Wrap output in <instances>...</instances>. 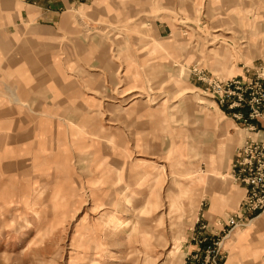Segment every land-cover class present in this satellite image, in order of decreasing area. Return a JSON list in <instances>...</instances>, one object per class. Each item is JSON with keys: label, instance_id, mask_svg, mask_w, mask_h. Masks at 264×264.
<instances>
[{"label": "rangeland", "instance_id": "1", "mask_svg": "<svg viewBox=\"0 0 264 264\" xmlns=\"http://www.w3.org/2000/svg\"><path fill=\"white\" fill-rule=\"evenodd\" d=\"M185 1L78 14V57L41 82L40 110L0 111V264H264V210L227 222L241 209L231 161L245 131L209 85L264 70L262 17ZM248 124L264 135V121Z\"/></svg>", "mask_w": 264, "mask_h": 264}, {"label": "crops", "instance_id": "2", "mask_svg": "<svg viewBox=\"0 0 264 264\" xmlns=\"http://www.w3.org/2000/svg\"><path fill=\"white\" fill-rule=\"evenodd\" d=\"M152 0H0V96H12L0 98V111L8 107L13 101L12 107L17 111L35 113L39 109L35 105L34 96L47 94V88L41 87L48 76H55L56 62H75L71 57H78V53L72 50V38L79 35L76 17L82 13L87 17L100 18L101 15L139 13L149 14ZM185 0H159L162 9L182 6ZM201 0H187L186 5L196 6ZM209 12H221L220 14L241 15L246 20L249 16H261L260 24L263 26L264 0H205ZM205 3V6H206ZM179 9V8H178ZM168 14L160 11L158 14ZM151 14V13H150ZM162 32H160L161 34ZM80 61V59H79ZM82 61V60H81ZM233 77L247 78L243 72ZM250 77V76H249ZM48 85H53V83ZM36 100V98H35ZM244 111V110H242ZM245 112V111H244ZM243 112V113H244ZM232 117V112L228 111ZM6 115L0 113V122L5 121ZM40 117L32 126L39 124ZM22 125V122H20ZM19 124V125H20ZM252 124H256L253 122ZM12 124H10L11 126ZM15 126H19L17 123ZM244 141L259 135L251 132L244 124ZM1 126V123H0ZM0 127V159L6 149L5 142L10 136L7 134L10 127ZM264 139V135H260ZM258 137V138H259ZM12 139V138H11ZM4 144V145H3ZM39 146V138L34 142ZM36 150L38 154L39 149ZM238 148H236V151ZM23 152H30L26 147ZM235 156V154H234ZM34 158L39 159L38 156ZM48 158V156L41 157ZM234 157L232 158V162ZM7 165V164H6ZM36 165L34 168H39ZM8 168V167H7ZM241 187L243 196L246 189ZM239 207V206H238ZM220 228L214 226L212 233H218Z\"/></svg>", "mask_w": 264, "mask_h": 264}, {"label": "built area", "instance_id": "3", "mask_svg": "<svg viewBox=\"0 0 264 264\" xmlns=\"http://www.w3.org/2000/svg\"><path fill=\"white\" fill-rule=\"evenodd\" d=\"M247 78L233 77L209 85L212 97L253 131L248 121H264V70L255 69L252 77ZM231 175L234 182L246 189L239 214L227 220L235 228L247 215L264 210V140L244 141L232 162Z\"/></svg>", "mask_w": 264, "mask_h": 264}, {"label": "bare ground", "instance_id": "4", "mask_svg": "<svg viewBox=\"0 0 264 264\" xmlns=\"http://www.w3.org/2000/svg\"><path fill=\"white\" fill-rule=\"evenodd\" d=\"M160 173L154 177L156 180H159V178L162 176V174H160ZM187 196H189V192L188 191H185V193L184 192L181 193V196L180 197L186 198ZM180 197H178L176 199H171L170 200V204H169L170 205V213H176L177 211H179L182 208L183 201L180 200ZM158 209H160V205L157 206V209L156 210L158 211ZM182 235H183V229H180L179 232L177 233V236H176L177 239L175 238V241L178 242L181 239ZM177 242H175L176 248H177V244H176ZM176 248H174V249H176Z\"/></svg>", "mask_w": 264, "mask_h": 264}]
</instances>
